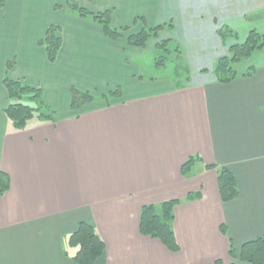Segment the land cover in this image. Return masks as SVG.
<instances>
[{
  "label": "crops",
  "instance_id": "1",
  "mask_svg": "<svg viewBox=\"0 0 264 264\" xmlns=\"http://www.w3.org/2000/svg\"><path fill=\"white\" fill-rule=\"evenodd\" d=\"M3 1L0 171L9 189L0 196V264H75L67 241L81 223L105 245L94 264H247L229 249L238 255L264 240V53L235 64L229 84L217 82L214 67L235 44L218 32L245 40L250 22L264 26V0H79L89 12L111 11L112 28H130L117 41L63 8L66 0ZM51 25L62 37L54 63L37 44ZM163 25L172 27L143 49L128 45V35ZM162 40L177 45L188 81L142 77V59L152 54L155 64ZM6 76L39 88L55 122L34 118L15 131L4 112ZM71 88L94 100L73 111ZM212 165L235 177V200L221 201ZM167 201L179 202L177 252L139 229L141 208Z\"/></svg>",
  "mask_w": 264,
  "mask_h": 264
},
{
  "label": "trees",
  "instance_id": "2",
  "mask_svg": "<svg viewBox=\"0 0 264 264\" xmlns=\"http://www.w3.org/2000/svg\"><path fill=\"white\" fill-rule=\"evenodd\" d=\"M4 6V1L0 0V7ZM71 14L81 19L89 18L97 24L103 35L110 41H117L123 34L129 33V27L118 29L112 28L111 11H103L92 13L80 6L79 0H66L65 7ZM61 9L59 6L54 8ZM172 26H144L141 31L136 34H130L127 38V43L131 47L143 49L148 40L156 38L157 35L164 29H170ZM219 35L222 39L227 35L235 34L227 27L220 30ZM39 47L45 51L47 61L54 63L62 46L61 28L51 25L46 29L42 39L37 42ZM158 56L155 58V64L158 67L166 66V62H171L175 65V72L178 77H184V82L188 81V72L181 64L180 50L171 40L158 41L155 46ZM257 53H264V31L257 32L251 30L243 43H235L229 47V56L222 57L217 60L214 67V76L218 83L229 84L236 79L237 74L234 71V65L249 59ZM14 64L11 60L6 64L8 71ZM253 70H249L245 75L251 76ZM3 86L6 91L8 105L5 108V115L12 123L15 131H22L26 128L27 123L38 118L41 122H55L54 111L42 100V93L39 88L30 87L20 81H14L7 76L3 79ZM26 97L31 104L22 102ZM119 97V89L114 90L105 99ZM94 97L86 92H81L75 88L70 89V108L73 111L80 110L85 104L91 103ZM197 159V158H196ZM193 158H189L181 167V175L186 176L189 169L193 165ZM207 169H212L217 172V186L220 199L223 203H228L235 200L238 196L237 183L233 174L218 166H207ZM9 189V178L6 174L0 171V196ZM200 198V195L189 194L187 201H193ZM178 201H167L159 205H146L141 208L139 229L142 235L158 239L169 251L177 252L179 247L175 241L171 223L173 221V208ZM222 231L224 229L222 228ZM67 244L70 248H76L77 251L73 257L75 264H94V262L104 253L105 245L95 231V229L84 223L79 224L76 232L68 238ZM231 260L238 258L239 261L247 264H264V240L258 238L254 241L244 244L238 255H236L232 244L229 249Z\"/></svg>",
  "mask_w": 264,
  "mask_h": 264
},
{
  "label": "rangeland",
  "instance_id": "3",
  "mask_svg": "<svg viewBox=\"0 0 264 264\" xmlns=\"http://www.w3.org/2000/svg\"><path fill=\"white\" fill-rule=\"evenodd\" d=\"M62 7L64 8L65 6H62ZM254 20H255V18H254ZM256 22L255 21L250 22V27H252L250 29L251 30H255L257 32H260V33L263 32L264 31L263 24L256 23ZM252 23H254V25ZM240 35H242V34H240ZM240 35L237 37V35L235 34V38H234L233 34H231V38H232V40H234L233 43H238L239 44V43H243L244 42V40L242 41ZM149 63L152 66H149ZM140 65L143 68V70H142V77L144 79H149V78L159 79V78H165V77L173 76V78H174L175 81H179L181 83L184 82V79H185L184 77H182V76L181 77H178L176 75L175 65L173 63L166 62L165 68H162V67H158L157 68L155 66V64H154L152 54L145 55L144 58L142 59V62L140 63Z\"/></svg>",
  "mask_w": 264,
  "mask_h": 264
}]
</instances>
